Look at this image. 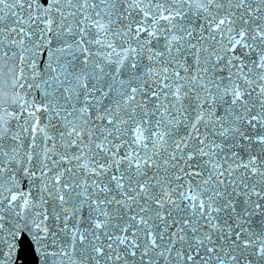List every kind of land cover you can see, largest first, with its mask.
Returning a JSON list of instances; mask_svg holds the SVG:
<instances>
[{
  "label": "snow or ice",
  "instance_id": "obj_1",
  "mask_svg": "<svg viewBox=\"0 0 264 264\" xmlns=\"http://www.w3.org/2000/svg\"><path fill=\"white\" fill-rule=\"evenodd\" d=\"M25 237L264 264V0H0V264Z\"/></svg>",
  "mask_w": 264,
  "mask_h": 264
},
{
  "label": "water",
  "instance_id": "obj_2",
  "mask_svg": "<svg viewBox=\"0 0 264 264\" xmlns=\"http://www.w3.org/2000/svg\"><path fill=\"white\" fill-rule=\"evenodd\" d=\"M29 242L30 241H28L26 237L21 239V247L24 251L21 260L18 261V264H25V260H31V264H35V257L30 253L27 255V246Z\"/></svg>",
  "mask_w": 264,
  "mask_h": 264
}]
</instances>
